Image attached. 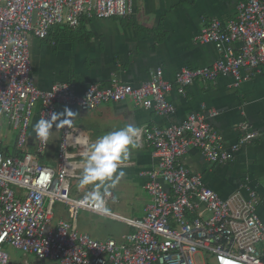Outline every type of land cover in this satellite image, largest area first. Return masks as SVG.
Masks as SVG:
<instances>
[{
	"label": "built area",
	"instance_id": "1",
	"mask_svg": "<svg viewBox=\"0 0 264 264\" xmlns=\"http://www.w3.org/2000/svg\"><path fill=\"white\" fill-rule=\"evenodd\" d=\"M130 14L131 0H0V114L18 129L19 148L27 146L31 118L38 109L39 119H51L58 104L88 111L106 102L131 100L138 108L172 114L175 106L168 94L174 89L185 94L195 80L219 76H232L239 86L264 72V0H242L234 18L214 19L199 34L202 43H213L220 52L211 66L185 67L174 81L159 67L139 85L113 79L106 85L91 83L81 93L68 82L48 89L37 86L31 36L46 39L56 26L77 28L83 17ZM217 115L215 109L204 110L178 124L142 129L158 165L141 173L148 179L153 202L144 217L135 219L97 212L86 194L72 195L71 179L80 175L71 148L91 143L82 129L64 124L56 168L29 152L7 156L0 140V264L11 262L6 247L17 249L27 263L35 256L60 264H264L258 192L247 186L223 198L184 162L190 148L199 149L213 164L230 162L258 136L241 123L244 135L226 146L223 134L210 122ZM50 138L46 145L36 140L37 153L47 151ZM112 197L109 192L107 202ZM57 203L67 207L69 218L52 223ZM80 211L116 218L134 229L119 241H101L79 230Z\"/></svg>",
	"mask_w": 264,
	"mask_h": 264
},
{
	"label": "crops",
	"instance_id": "2",
	"mask_svg": "<svg viewBox=\"0 0 264 264\" xmlns=\"http://www.w3.org/2000/svg\"><path fill=\"white\" fill-rule=\"evenodd\" d=\"M240 1L131 0L132 14L126 18L83 17L77 28L63 25L68 30L64 35L55 27L46 39L31 36L32 74L37 86L42 89H48L56 82H68L79 93L91 83L106 85L113 79L139 85L149 80L151 72L159 67L163 68L167 80L174 81L177 73L185 67L211 66L219 59L220 52L216 45L202 43L199 34L214 19L228 21L234 18ZM238 46L234 45L235 50ZM234 81L232 76H219L209 81L197 79L185 94L177 89L172 90L168 94L169 101L175 106L172 114L138 108L131 100L106 102L88 111L58 104L56 113H64L66 108L75 113L71 125L85 131L91 142L127 124L138 126L142 131L145 127L178 124L191 113L215 109L218 115L210 122L223 134L228 146L244 135L239 129L240 124H247V132H257L258 136L243 145L234 160L213 164L199 149L190 148L184 162L193 173L202 175L206 184L223 198H228L243 187L254 188L260 197L258 213L264 220V72L239 86H235ZM64 118L66 116L61 115L51 130L48 149H56L57 156L64 126L60 121ZM4 119L7 120L0 114V140L7 156H21L29 152L43 164L54 167L51 161H44L46 153L40 154L36 150L33 125L39 120V109L31 118L25 150L20 148L18 151L19 146L13 144L15 140L8 138L9 130L3 132ZM13 127L15 130L11 129L10 132L13 131L15 135L18 129ZM140 144L141 147L133 150L123 166L125 175L110 190L113 197L107 202L108 211L133 219L144 217L153 202L146 188L148 179L141 173L158 165V158L143 134ZM87 147L80 149L74 145L71 148L75 161L79 162V175L84 154L79 156L76 153L78 150L87 151ZM73 179L72 195L79 197L90 191L91 186L80 187L78 177ZM242 190L248 196L247 191ZM68 218L67 207L62 203L56 204L52 223ZM107 222L124 225L118 239L101 231L100 225L105 226ZM78 228L101 241L109 238L119 241L134 229L122 220L88 211H80ZM35 260L39 259L31 256L30 261ZM11 261L19 263L24 260L14 257ZM46 261L48 264H60L55 260Z\"/></svg>",
	"mask_w": 264,
	"mask_h": 264
},
{
	"label": "clouds",
	"instance_id": "3",
	"mask_svg": "<svg viewBox=\"0 0 264 264\" xmlns=\"http://www.w3.org/2000/svg\"><path fill=\"white\" fill-rule=\"evenodd\" d=\"M61 115L66 116L60 121L65 125H71L76 116L66 108L64 113H53L51 119H39L33 125L35 141L48 144L53 125L60 120ZM141 134L138 126L127 124L98 136L88 144L78 179L80 187L91 186L86 196L95 211L107 213L106 196L125 175L122 169L133 150L141 147Z\"/></svg>",
	"mask_w": 264,
	"mask_h": 264
},
{
	"label": "rangeland",
	"instance_id": "4",
	"mask_svg": "<svg viewBox=\"0 0 264 264\" xmlns=\"http://www.w3.org/2000/svg\"><path fill=\"white\" fill-rule=\"evenodd\" d=\"M35 110H36V108H35ZM35 110H34V112H35ZM9 121H10L9 119H7V120L4 119V123L2 124V126H3V132L9 130L8 138L9 139H11V138L14 139L15 142H13V144H14V146H16V145H18L19 132H16L15 135H14L13 131L10 132L11 129L12 130L14 129V127H13V125H11V123H9ZM8 128H10V129H8ZM19 130H21V126H19ZM13 144H11V145H13ZM17 149L19 151L20 148L18 147ZM50 150L51 149H48L45 152L46 154L44 153L45 155L43 157L46 159L44 161H46V162L51 161L52 164H53V166L54 167H57L58 166L57 151H56V149L51 150V151ZM72 182L74 183V181H72ZM115 201L116 200H114V198H113V202H115ZM57 204H59V203H57ZM123 227H124V225H122V224H120L118 222H116V223L107 222L105 226L100 225V229H101V231H104L105 232V235H107V236H113V237H116L117 239L120 237L119 235L123 231ZM6 249L8 250L9 254L11 255V258L16 257L17 259H21L20 252L17 249L12 248V247H6ZM56 262H58V261H56Z\"/></svg>",
	"mask_w": 264,
	"mask_h": 264
},
{
	"label": "water",
	"instance_id": "5",
	"mask_svg": "<svg viewBox=\"0 0 264 264\" xmlns=\"http://www.w3.org/2000/svg\"><path fill=\"white\" fill-rule=\"evenodd\" d=\"M38 261H40V263L39 264H48L47 263V261L46 260H35V262L33 261H30L29 263H27V264H35L36 262H38ZM24 263V261H20L19 263H16V262H14V261H11L10 262V264H23Z\"/></svg>",
	"mask_w": 264,
	"mask_h": 264
},
{
	"label": "trees",
	"instance_id": "6",
	"mask_svg": "<svg viewBox=\"0 0 264 264\" xmlns=\"http://www.w3.org/2000/svg\"><path fill=\"white\" fill-rule=\"evenodd\" d=\"M56 27H58L57 29H56V31H60V33L61 34H63L64 35V33H67V28L65 27V26H56ZM52 33V32H51ZM51 33H50V35H51ZM48 38V37H47Z\"/></svg>",
	"mask_w": 264,
	"mask_h": 264
},
{
	"label": "flooded vegetation",
	"instance_id": "7",
	"mask_svg": "<svg viewBox=\"0 0 264 264\" xmlns=\"http://www.w3.org/2000/svg\"><path fill=\"white\" fill-rule=\"evenodd\" d=\"M35 262V261H34ZM40 263V261H38V262H36L35 264H39Z\"/></svg>",
	"mask_w": 264,
	"mask_h": 264
}]
</instances>
